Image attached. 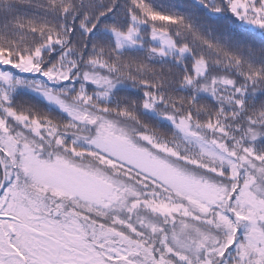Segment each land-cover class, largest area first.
I'll return each instance as SVG.
<instances>
[{
  "label": "snow or ice",
  "instance_id": "1",
  "mask_svg": "<svg viewBox=\"0 0 264 264\" xmlns=\"http://www.w3.org/2000/svg\"><path fill=\"white\" fill-rule=\"evenodd\" d=\"M0 264H264V0H0Z\"/></svg>",
  "mask_w": 264,
  "mask_h": 264
}]
</instances>
